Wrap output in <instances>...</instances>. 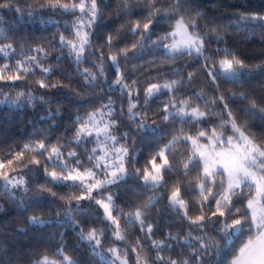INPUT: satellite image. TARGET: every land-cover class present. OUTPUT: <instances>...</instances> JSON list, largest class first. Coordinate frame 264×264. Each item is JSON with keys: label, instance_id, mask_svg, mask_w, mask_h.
<instances>
[{"label": "snow or ice", "instance_id": "obj_1", "mask_svg": "<svg viewBox=\"0 0 264 264\" xmlns=\"http://www.w3.org/2000/svg\"><path fill=\"white\" fill-rule=\"evenodd\" d=\"M35 3L38 6L26 2L21 7L19 0H0V9L23 14L27 8L30 17L45 9L63 14H75L78 10L79 14L74 15L68 35L59 33L58 45L51 41L47 42L48 47L37 44L30 49L31 54L23 55L14 65L0 66V84L11 88H16L17 82L30 85L39 69L40 76L34 82L39 89H65L82 104H93L97 98L102 102L86 115L77 116L73 138H64L72 145V150L65 153V143L61 139L50 142L45 131L44 135L35 139L30 136L22 146L0 156V194L25 211L40 200L52 198L51 203H56L59 199L62 206L61 211L54 214L56 220L62 225L71 224L74 230L79 228L78 246H87L101 256L105 264H133V256L134 264H220L218 258L227 243L244 232L248 234L247 242L227 264H264V134L258 137L247 120L240 121L230 106L229 96L248 101L244 111L252 117L259 113L264 118V103L246 89L232 91L229 96L221 89V80L243 84L244 70L252 67L227 48L218 60L215 55L206 54V41L213 35L221 41L226 33L207 24L202 28L203 16L191 10L188 0H115V9L108 15L123 17L125 23L108 32L102 43L95 44V29L104 20L108 8L103 0H35ZM133 9H141L142 15L134 18ZM161 18L169 21L175 18V23L171 31L152 41L151 34ZM249 20L264 21V15L240 13V21ZM260 28L264 43V23ZM124 35H131L135 42L121 46ZM0 38H4L2 34ZM149 41L166 50L159 62L161 66L185 56L202 59L199 70L206 72L205 82L212 89L211 97L203 88L193 96H178L182 88L192 86L195 72H188L185 78L182 70L177 71L175 67L172 72L178 78L149 82L143 87L139 77L129 74L127 65L131 58L129 53L143 49ZM57 47L60 50V55L55 57L57 62L65 53L74 59L76 75L82 80L79 87L72 86L71 73L68 83L62 79L53 81L58 63L47 64L46 58L53 55ZM10 51H16L14 41L0 44V53L8 56ZM139 67L143 66L134 65L131 72L136 73ZM255 67L264 68V60ZM164 89L168 90L169 98L153 111L149 98ZM116 90L120 93L119 109L117 99L109 94ZM35 93L34 86L22 87L15 96L5 94L0 103L21 106L37 99L46 102L43 95L37 97ZM49 115H53L51 111ZM213 115L219 123L211 128L203 126V121ZM161 126L170 129V139L161 140V146L151 153L142 168L139 167L137 142L145 139L148 130ZM89 143L94 145L91 150L87 148ZM76 147H84L86 159L81 158ZM41 170L43 182L37 181ZM29 172L31 179L27 178ZM129 178L142 181L141 187L151 189L152 194L147 199L137 195L136 204L124 205L129 209L125 212L124 207L116 205V193L111 186L119 187ZM32 181H37L34 187ZM61 184L74 191L59 195L53 188ZM17 193L22 194L19 200ZM164 197L165 207L176 212V218L182 220L186 231L183 234L169 232L164 239L156 240L153 239L154 225L147 221L146 213ZM85 201L88 203H82ZM93 203L103 210V216L97 211L96 221H92L98 222L99 228H88L80 223L81 215L86 214ZM51 222V218L34 214L28 217L26 224ZM122 225L138 227L141 235L124 247L113 242L104 248L108 232L114 241H128ZM63 235L61 233V237ZM145 240H150L151 244L146 245ZM66 247L62 242L55 251L39 255L31 264H77ZM2 248L0 242V250ZM164 252L168 254H162Z\"/></svg>", "mask_w": 264, "mask_h": 264}, {"label": "trees", "instance_id": "obj_2", "mask_svg": "<svg viewBox=\"0 0 264 264\" xmlns=\"http://www.w3.org/2000/svg\"><path fill=\"white\" fill-rule=\"evenodd\" d=\"M26 2L33 4L34 7L38 6L35 0H19L21 7ZM188 2L191 5L192 11H199L202 14V28L207 24L209 27H219L222 32L226 33L224 39L221 41H217L214 35L206 41V54L215 55V58L218 60L224 55L223 49L227 48L229 51L237 53L252 66L244 70L245 76L243 78V84H233L224 80L219 81L224 94L229 96V93L232 91L246 89L250 95H254L259 102L264 103V68L255 67L261 60H264V43L261 42L262 30L260 28V25L264 21H240V13L249 16L254 13L264 15V0H188ZM103 4L107 5L108 8L104 20L95 29L93 36L95 44L102 43L108 32L115 31L121 24L125 23L123 17L117 18L108 15V13L113 12L115 9V0H103ZM29 10L25 8L23 14H18L13 9H0V34L4 37L0 38V44L14 41L16 49L15 53L10 51L8 56L0 53V66L4 64L14 65L16 60L23 55L31 54L30 49L37 44L48 47L47 42L51 41L58 45L59 33L63 32L65 35H68V28L73 22L74 15L79 14L78 10L75 14H63L58 11L53 12L52 10L45 9L42 12L34 13L30 17L28 15ZM133 11L136 13V17L134 18L142 15L141 9H133ZM238 21H240L239 26H237ZM174 23L175 18L171 21L161 18L155 25L153 33L151 34V40L154 41L158 36L171 31V25ZM134 42L131 35H124L121 46L124 44L130 46ZM218 50L219 54L216 55ZM164 54L165 51L162 45L157 46L153 45L150 41L147 42L143 49L139 51L134 50V53H129L131 57L127 65L129 74L134 77H139L143 82V87H147L149 82H163L164 80L178 78L172 72L173 67L177 71L182 70L185 78L188 72H195V77L191 81L192 86L182 88L177 95L193 96L203 88L206 95L211 97L212 89L205 82L206 72L199 70L200 64L204 62L202 59L195 56H185L174 62H165L161 66L159 62ZM58 55H60V50L57 47L56 52L46 58L47 64L55 65L58 63V68L54 69L53 81L62 79L65 83H68L67 77L71 73L72 86L79 87L82 84V80L76 75L74 59L68 57L65 53V55L60 56V60L57 62L55 57ZM154 60L157 62L155 65L151 63ZM134 65L143 67H139L136 73H132L131 69ZM84 66L87 65H81V67ZM36 72L37 76L31 78L30 85L24 82H17V87L11 88L0 84V101L4 100L5 94L10 97L15 96L16 91L26 86H34L36 88V96L43 95L46 101L37 99L32 104L21 106H15L7 102L0 103V156H4L10 149L16 146H22L30 136L35 139L38 136L44 135L45 131L48 134L50 142L55 143L57 139H61L65 143V148L63 149L65 153L72 150V145H69L67 140L73 138V130L77 126L74 124V121L77 116L86 115L87 111L98 107L102 102L97 98L93 104H82L72 93L65 89H54L51 91L39 89L38 85L34 83L40 76L39 69H36ZM109 94L114 99L120 96L118 90L110 91ZM168 98L169 93L167 89L149 98V104L152 110L155 111L157 107H162ZM124 99L126 109L127 97ZM229 100L230 106L239 116L241 122L247 120L251 130L258 137L264 134V118L259 113L252 117L244 111L248 101L231 96H229ZM193 103L195 104L196 101L194 100ZM141 104H143L142 92ZM116 107L119 109L118 99ZM57 110H59L58 114ZM50 111L53 115H49ZM217 111H219V108H217ZM218 123L219 120L213 115L203 121V126L211 128ZM176 126H180L179 122H177ZM187 127L185 125L186 129ZM169 131L170 129H166L163 126L150 129L146 132L145 139L137 142L136 148L138 150L136 151V156L139 167L142 168L150 158L151 153L158 146H161L159 145L161 140L167 142V139H170V135H168ZM228 132H231L230 128ZM65 137H67V140H64ZM93 146L91 143L87 144L89 150ZM75 150L81 154L82 159H86V156L83 155L84 147H76ZM27 178L31 179L30 172L27 174ZM37 181L43 182L42 170ZM37 181H32L33 187ZM142 184V181L129 178L126 181H122L119 187L111 186V190L116 193V205L118 207H124L125 204L134 205L137 203V195L142 196L143 199H147L152 194V190L142 188ZM53 190L61 196L74 191L72 188L66 187L63 184L55 185ZM76 194H79L78 190ZM21 195V193H17V200L20 199ZM51 199L40 200L33 208L25 211L18 209L16 204L10 202L6 195L0 194V206H2V210H0V242L3 243V248L0 250V260L3 261V264H31L32 260L38 258L39 255L47 251H55L61 246L62 242L67 246V253L73 256L78 264H105L101 256L93 253L90 248L87 246H78L76 233L79 232V228L74 230L71 224L62 225L56 220L54 214L57 211H61L62 201L56 199V203H51ZM166 202V197L162 198L151 212L146 213L147 221L154 225L155 235L153 239L156 240L164 239L165 235L169 232L175 234L180 231L183 234L186 231L182 220L176 218V212L170 207H165ZM82 203L87 204L88 202L85 201ZM128 210V207H124L125 212ZM97 211H99V215L102 217L103 210L98 209L93 203L88 212L81 215L80 223L86 225L88 228L101 227L98 222H92L96 221ZM34 214L41 215L44 219L51 218L53 222L45 225H27L26 221L28 217ZM60 219H63L62 215ZM122 227L125 228L128 241H114L111 233L108 232L104 238V248L111 246L113 242L124 247L126 243L134 242L137 235H141L138 227L126 225H122ZM61 233H64L63 237H61ZM247 240V232L238 233L233 236L218 258L220 264H227V260L235 255ZM144 243L150 245L151 241L145 240ZM171 243L175 244L176 242L171 241ZM176 251L179 252L180 249L177 248ZM162 254L167 255L168 253L164 252ZM105 255L109 256L107 253ZM134 260L135 257L133 256V264Z\"/></svg>", "mask_w": 264, "mask_h": 264}, {"label": "rangeland", "instance_id": "obj_3", "mask_svg": "<svg viewBox=\"0 0 264 264\" xmlns=\"http://www.w3.org/2000/svg\"><path fill=\"white\" fill-rule=\"evenodd\" d=\"M164 51L166 52L165 49H164ZM98 152H99V149H98ZM246 242H247V241H246ZM246 242H245V243H246ZM242 246H243V245H242ZM242 246H241V247H242ZM109 259H111V256H110V255H109ZM77 264H78V262H77Z\"/></svg>", "mask_w": 264, "mask_h": 264}]
</instances>
